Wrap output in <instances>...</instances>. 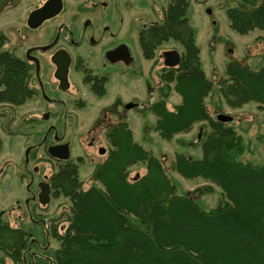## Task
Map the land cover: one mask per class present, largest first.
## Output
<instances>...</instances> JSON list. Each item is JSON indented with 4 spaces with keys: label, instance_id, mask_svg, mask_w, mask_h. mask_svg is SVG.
<instances>
[{
    "label": "trees",
    "instance_id": "16d2710c",
    "mask_svg": "<svg viewBox=\"0 0 264 264\" xmlns=\"http://www.w3.org/2000/svg\"><path fill=\"white\" fill-rule=\"evenodd\" d=\"M239 1L226 6L230 27L241 34L264 31V0ZM188 7L189 0H171L163 20L142 28L139 39L146 59L169 41L183 47L179 65L165 67L160 75L159 97L150 106L154 129L171 140L197 123L208 124L200 141L202 157L177 152L172 169L218 185L217 205L205 208L190 194L179 193L162 160L134 139L128 122H119L107 130L110 149L94 169L100 185L84 188L79 166L70 160L50 176L53 196L71 202L63 213L67 226L53 230L59 245L50 251L52 264H264V164L241 159L248 147L235 118L223 122L210 113L206 100L215 84L202 67ZM5 42L0 34V104L19 106L36 89L29 65L4 49ZM217 83L229 107L256 102L264 109V63L253 69L231 60ZM172 92L181 101L170 109ZM139 164L145 172L131 176ZM23 237L0 219V250H12L13 258L21 259Z\"/></svg>",
    "mask_w": 264,
    "mask_h": 264
},
{
    "label": "flooded vegetation",
    "instance_id": "af4514ba",
    "mask_svg": "<svg viewBox=\"0 0 264 264\" xmlns=\"http://www.w3.org/2000/svg\"><path fill=\"white\" fill-rule=\"evenodd\" d=\"M170 2L171 0L7 1L0 11V16L8 14L10 24L6 28L18 35L24 30L28 33L26 41L9 50L29 65L31 83L36 89L32 99L36 102V117L40 124L37 125V130L42 136L38 144L30 145V151L44 147L46 153L57 162L55 171L68 160L80 167L84 162L82 155L75 160L71 157L70 139L77 132V140L83 144L84 139L88 138L87 144L93 151L96 149L99 156L107 153V149L99 144V135L102 134L107 139V130L122 122H113L114 117L143 108L134 98L136 91L130 100H123L118 95L110 106L106 104L94 112L89 127L82 128L79 116L83 110L88 109L87 96L104 97L111 85L123 83L124 79L129 80L126 83H130L140 78V55L132 44L130 30L134 26L139 27L137 40L142 53L140 30L152 23L161 22L157 18L161 16L163 20L164 11ZM0 34L6 37V42L9 40L3 30ZM163 52L159 54L161 58ZM151 79L150 75L146 85L149 104L152 105ZM100 92L103 95H99ZM53 146L58 147L54 151L55 156L49 150ZM66 147L70 157L61 159ZM86 156L95 167L102 162L91 153H86ZM29 174V194L25 201V218L29 226H13L9 219H2L0 214V219L7 221L10 227L24 232L22 256L21 259H14L12 250H0V264H52L53 261L50 255L51 239H55V228L59 231L62 229L63 216L56 212L44 214L53 199L50 182L52 174L40 179L36 190L31 189L34 174ZM45 183L50 186L49 195H41V186ZM46 198L49 201L43 203L42 200Z\"/></svg>",
    "mask_w": 264,
    "mask_h": 264
},
{
    "label": "rangeland",
    "instance_id": "374dc122",
    "mask_svg": "<svg viewBox=\"0 0 264 264\" xmlns=\"http://www.w3.org/2000/svg\"><path fill=\"white\" fill-rule=\"evenodd\" d=\"M238 3L241 5L239 0H191L188 7V17L195 31L196 43L200 48L202 67L215 84L214 91L206 100L210 113L213 116L220 113L232 115L235 118L233 124L238 132L243 134L248 147L241 159L264 164V109L260 110L256 102H249L242 108H231L223 103L218 95L217 81L220 76L226 77V65L229 61L235 60L253 69H259L264 63V31L255 29L247 34H241L234 31L229 25L226 6L238 5ZM159 14L161 15V13ZM7 15L5 13L0 16V33L3 30L9 38L3 48L12 49L13 46L26 41L28 33L24 30L21 35H18L13 30L7 29L6 27L10 24ZM157 20L162 21V17H158ZM138 30L139 27L134 26V29L130 31L132 44L140 55V78L130 83H126L129 80L124 79L123 83L111 85L105 96L101 98L88 95V109L83 110L79 116L82 128L89 127L94 112L106 104L110 106L115 97L119 95L123 100H130L136 91L134 98L143 109L126 111L119 117H114L113 122L126 121L129 123L133 130L134 139L162 160L167 173L175 181L179 193L190 194L205 208L214 207L222 194L218 185L203 178H185L172 169V161L177 152L191 155L194 158L202 157L200 141L204 134L210 130L208 124L206 122L197 123L190 132L176 134L171 140H167L155 131L156 116L150 110L151 103L149 104V92L146 83L151 75V100L153 102L159 97L160 75L165 68L163 58L159 54L173 48L181 51L183 47L179 42L169 41L156 51L155 58L144 59L138 46ZM180 101V95L172 92L168 99V107L172 109ZM36 110V102L33 99L19 106L0 104V214L2 219H9L13 226L25 228L29 226L25 218V201L29 194L27 190V184L30 180L29 173L34 174L35 179L31 189L36 190L38 181L55 172L57 167L56 160L46 153L44 147L30 151L29 163L26 164V150L31 144H38L42 136V133L37 130V125L40 124L38 117H36ZM76 134L77 132L71 135L70 139L72 141L71 157L73 160L79 155L83 157L84 162L79 167L83 187L89 188L92 185H100L93 179L95 165L89 162L86 153H91L103 161L108 155L110 144L102 134L99 135V144L107 149V153L101 157L96 149L93 151L89 147L88 138L84 139L82 144L77 140ZM144 172L145 168L141 164L131 168V176ZM70 204L71 202L67 197L56 198L53 196L49 207L43 213L49 215L56 212L57 215L63 216L62 228L64 229L68 222L63 213L69 211ZM58 245L57 239H51L52 248H57Z\"/></svg>",
    "mask_w": 264,
    "mask_h": 264
},
{
    "label": "water",
    "instance_id": "95a60500",
    "mask_svg": "<svg viewBox=\"0 0 264 264\" xmlns=\"http://www.w3.org/2000/svg\"><path fill=\"white\" fill-rule=\"evenodd\" d=\"M8 0H0V11L3 9L4 5L7 3ZM181 61V53L177 49H170L163 52V63L166 67H177ZM133 105V104H132ZM135 105V104H134ZM129 107V106H127ZM217 119L223 122H232L234 117L230 114L226 113H220L217 115ZM58 148L57 146L51 147L50 153L51 155L55 156V150ZM65 148V147H64ZM32 149V146H30L26 152H25V160L26 164L29 162V152ZM104 151V149H102ZM70 157V153L66 147V149L63 150V155L60 156L61 159H68ZM50 186L48 183H45L43 186H41V195H49L50 194ZM49 201L48 198L45 200H42L43 203H47Z\"/></svg>",
    "mask_w": 264,
    "mask_h": 264
}]
</instances>
